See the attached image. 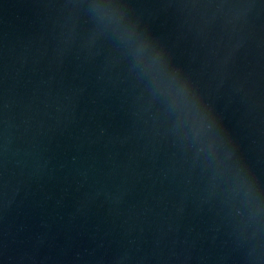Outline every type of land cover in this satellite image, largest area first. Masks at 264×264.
<instances>
[{"label": "water", "instance_id": "water-1", "mask_svg": "<svg viewBox=\"0 0 264 264\" xmlns=\"http://www.w3.org/2000/svg\"><path fill=\"white\" fill-rule=\"evenodd\" d=\"M0 264H264V0H0Z\"/></svg>", "mask_w": 264, "mask_h": 264}]
</instances>
